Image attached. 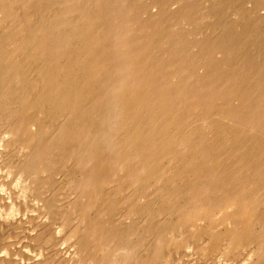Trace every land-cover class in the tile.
<instances>
[{
	"label": "bare ground",
	"instance_id": "obj_1",
	"mask_svg": "<svg viewBox=\"0 0 264 264\" xmlns=\"http://www.w3.org/2000/svg\"><path fill=\"white\" fill-rule=\"evenodd\" d=\"M262 10L264 0H0V158L16 148L23 194L43 212L17 201L23 215L6 210L0 230L21 226L50 246L63 208L79 248L51 251L65 264H168L195 243L203 257L247 249L264 264V19H225ZM24 247L0 264H40Z\"/></svg>",
	"mask_w": 264,
	"mask_h": 264
},
{
	"label": "rangeland",
	"instance_id": "obj_2",
	"mask_svg": "<svg viewBox=\"0 0 264 264\" xmlns=\"http://www.w3.org/2000/svg\"><path fill=\"white\" fill-rule=\"evenodd\" d=\"M207 3V4H206ZM206 4V5H205ZM204 6L203 7H205V6H207V7H205V8H209L210 7V2L209 1H206L204 4H203ZM248 8H250V7H248ZM249 14V13H248ZM234 15H232V13L231 12H229L228 14H227V17L225 18L226 19V22H227V24H230L231 25V23H233V24H235L237 27H239L240 28V26L241 25H243L242 23H245L247 20H259V19H264V10H262V11H260L258 14H257V16L256 15H253V12L251 13V16L249 17V15L248 16H246V18L245 19H242L241 21L237 18V16L235 17H233ZM236 18V19H235ZM225 19H224V22H225ZM1 125V124H0ZM2 131H0L1 133H3V134H1L0 133V141H1V143L3 142V143H7V140H6V133L5 132H3V129H2V126H1V128H0ZM4 131H5V129H4ZM5 136V137H4ZM1 139H3V140H1ZM0 143V146L1 145H3V143L1 144ZM8 144V143H7ZM6 144V146H9V145H7ZM4 147H6L5 146V144L3 145ZM12 146H10V149H9V151H10V154L13 152V149L15 150L16 148L15 147H12ZM9 148V147H8ZM12 149V150H11ZM12 151V152H11ZM9 154V156H12V154L10 155ZM14 154V153H13ZM8 155V154H7ZM15 155H16V153H15ZM8 156V157H9ZM3 158H0V159H3V162H2V160L0 161V165L2 166H0V220H1V218H2V221H0L1 223L3 222V220H4V223L7 221V222H9V220L10 219H7V220H5L6 218H8L7 217V215H9V212H7L6 210H11V208H13L14 207V211H13V209L11 210V213H14L16 216H14L13 215V217L14 218H12L13 220L14 219H16L17 220V218H19V217H21L22 215H23V209H21V207H20V205L18 204V205H16L18 202L19 203H21V202H23V201H25L26 203H28L27 201H29L30 199V202H29V204L28 205H31V206H28L29 208L31 207H37V208H32V209H34L33 210V213L34 214H37V213H39V212H42L41 210H40V206L42 205V203H39V205L40 206H37V204H38V202H39V199H37V197H35V196H33L32 194L30 195L29 193H24L23 194V191H22V189H23V187H22V183H23V186H25V182L26 181H22V183L20 182V180H22V179H24V180H26V177H24V175L22 174V173H20V172H18V168H15V167H13L14 165H16V164H18L17 162H16V160H14L15 158L14 157H11L10 159L6 156V153L4 154V156H2ZM4 157H5V159L7 160V162H4L5 161V159H4ZM14 158V159H13ZM11 160V162H9ZM12 160H14V162L12 163ZM9 162V163H8ZM6 163V164H5ZM9 165H11L10 166V168H9ZM7 169H6V168ZM3 168V169H2ZM5 168V169H4ZM13 168H15V169H13ZM17 169V170H16ZM3 170V171H2ZM10 174H9V173ZM16 172V173H15ZM13 173V174H12ZM19 173L24 177H22V176H20L19 177ZM15 174H16V176H15ZM13 175V176H12ZM2 176H3V179H2ZM15 176V177H14ZM17 177V178H16ZM19 177V178H18ZM22 177V178H21ZM15 178H16V180H15ZM21 178V179H20ZM12 179H14V180H12ZM11 180V181H10ZM17 180H19V181H17ZM16 181V182H15ZM10 182V183H9ZM17 183H18V186H17ZM14 185V186H13ZM20 186H21V189H20ZM5 187V188H4ZM17 187V188H16ZM18 188H19V190H18ZM9 189V190H8ZM16 189V190H15ZM17 191V192H16ZM21 191V192H20ZM47 191H50V190H47ZM46 191V192H47ZM68 192V194H66L67 192ZM65 192L66 193H64L65 194V196L67 195V197H69V196H71L70 194L72 193L73 194V192L72 191H68V190H66ZM10 192H11V195H10ZM13 192V193H12ZM18 193V194H17ZM42 193V192H41ZM49 193L51 194V192H48V194H46L45 195V197L47 196V197H50L51 195H49ZM5 194V195H4ZM13 194V195H12ZM26 194V195H25ZM25 195V196H24ZM41 195H44V194H41ZM61 195H63V194H61ZM22 198H21V197ZM28 196H30V197H28ZM33 196V197H32ZM18 197V198H17ZM26 197V198H25ZM35 197V198H34ZM20 198V201L19 200H17V199H19ZM26 200H25V199ZM27 198H29L28 200H27ZM33 198H34V201H35V203H34V201H33ZM64 198V199H63ZM63 200H65L66 199V197H64L63 196ZM43 199H45V198H43ZM63 200H60V202H62ZM15 201V202H14ZM18 201V202H17ZM30 203H32V204H30ZM5 204V205H4ZM14 204V205H13ZM36 206H35V205ZM7 205H9V206H7ZM3 206V207H2ZM8 207H10V208H8ZM7 208V209H6ZM21 211H20V210ZM32 209H30V210H32ZM35 210H36V212H35ZM16 211L17 212H19V213H16ZM64 211V212H63ZM69 209H66V210H64L63 208H62V211H61V215H62V212L65 214H63L62 215V219L64 220V216H66V215H69ZM67 212V213H66ZM41 214V213H40ZM42 214H43V212H42ZM5 215V216H4ZM19 215V216H18ZM38 215V214H37ZM4 217H6L5 219H3ZM15 217H17V218H15ZM59 218H60V220H59ZM58 219H56V220H59V221H56V222H58V223H56L57 224V226H56V224L54 223V226L56 227V228H59V230L61 231V233L59 234L60 235V238L61 237H63V235L64 234H66L67 233V237L69 236V239L67 238V239H64V237H63V239H64V241H60V240H63L62 238L60 239V238H57V243H53L54 244V248H53V246H52V248H53V250H52V248H51V245H53V244H51L50 246H45V247H43L45 250L43 251V248H42V245L40 246V244H38V243H34L35 245L37 244V245H39V249H38V246H37V248L36 249H34L36 246L33 244V243H28V241H29V239L28 238H23V236H25L24 235V233H25V231H26V229H24V227L22 228L23 229V231L21 230V226H18V227H16V228H13V230H12V232H11V234H10V232H9V230H5V228H4V232H3V228H2V231L0 230V233H1V235H0V255H3V256H5L4 254H7L6 252H8L9 253V250L11 251V249H10V247H13V251H18L19 249H21V247L23 248L26 244V246L24 247V249L23 250H27L28 249V246H29V249L28 250H30V249H32L33 247V253L32 254H34V256H38L39 257V261H40V264H55L57 261H56V259L58 260V257L56 256V253H52L51 254V251H54V249L55 250H61L62 251V253H63V251H64V253L63 254H66V255H68V254H71L72 252L74 253V251L76 252L77 251V245H76V241H75V238H73V237H70V235H71V233H70V235L68 234L69 233V231L67 232V230H70L69 228H67V230L65 229V225L63 224V220L61 219V216L59 217ZM62 220V221H61ZM10 221H12V220H10ZM6 222V223H7ZM59 222H60V224H59ZM0 223V224H1ZM4 223H2V224H4ZM58 225H60L59 227H58ZM64 226V227H63ZM19 227H20V229H19ZM66 231H65V230ZM15 230V231H14ZM17 230V231H16ZM6 231V232H5ZM8 231V232H7ZM65 231V232H64ZM224 231V232H223ZM62 232H64V234L62 233ZM217 232H220V234H222V232L223 233H225V230L223 229V228H219L218 229V231ZM12 233H13V236L15 237H13L12 236ZM15 234H16V236H15ZM20 234H22V236L20 235ZM63 234V235H62ZM18 235H19V237H18ZM66 236V235H65ZM205 236V237H204ZM206 236H208V235H202L201 237H203L202 238V240H203V245L206 243H208L207 241L209 240V238L208 237H206ZM2 237V238H1ZM5 237V238H4ZM13 237V238H12ZM18 237V238H17ZM59 237V236H58ZM23 238V239H22ZM205 238V239H204ZM71 239H73L75 242L73 243L72 242V240ZM28 240V241H27ZM66 240V241H65ZM68 240H70L69 242H67ZM207 240V241H206ZM60 241V242H59ZM64 242V243H63ZM71 242V243H70ZM13 243V244H12ZM61 243V244H60ZM66 243V244H65ZM200 243V244H201ZM5 244H6V246H5ZM9 244H10V247H8L9 246ZM29 244V245H28ZM33 244V245H32ZM56 244H59V246H56ZM63 244V245H62ZM74 244V245H73ZM195 244H197V243H195ZM195 244H191L192 246H190V247H188L187 249H185V248H183V250L185 251L186 250V253L181 249V250H178V252L179 251H182V253H185V255L183 256H180L179 255V253L177 252V251H174V253L176 252V254H174V253H171V258H172V260H171V262H169L168 264H176V263H178L179 264V262H180V264L182 263V264H194V263H196V264H250L251 262H252V260H253V262L254 263H251V264H262V263H258L257 261H256V258H250L251 259V262L249 261L250 259H248V257H250V254H249V256H248V252H247V249H244V250H246V251H244V250H241V252H239L240 254L242 253V251L244 252L243 254H245V256L244 255H237L236 254V256H237V258H236V256L234 257V256H228L227 254H226V258L224 257L225 256V254L221 251V250H219L220 251V253H219V251H213V253L215 252H217V254H213V253H209V255L211 254H213L214 256H206L207 257V259H206V257H205V255H204V257H203V254H201L202 252L200 251V249H198L197 247H198V244H197V247H196V245ZM205 244V245H206ZM4 245V246H3ZM14 245V246H13ZM62 245V246H61ZM68 245V246H67ZM76 245V246H75ZM193 245H195V248H194V246ZM20 246V247H19ZM32 246V248H30ZM44 246V245H43ZM9 248V250H7L8 248ZM27 247V248H26ZM41 247V248H40ZM50 247V248H49ZM67 247V248H66ZM48 248V249H47ZM68 248H70L69 250H68ZM72 248V249H71ZM147 248V247H146ZM198 249V251L196 252V250H194V249ZM17 249V250H16ZM38 249V250H37ZM43 251H41V250ZM46 249H47V251H46ZM63 249H65V250H63ZM4 252H3V251ZM25 250V251H26ZM41 252H40V251ZM67 250V251H66ZM70 250H71V252H70ZM74 250V251H73ZM78 250H79V248H78ZM194 250V251H193ZM2 251V252H1ZM31 251V250H30ZM35 251V252H34ZM48 251H50V252H48ZM15 252V253H16ZM32 252V251H31ZM45 252H47V253H45ZM198 252L200 253V254H198ZM221 252H222V254H221ZM245 252H247V253H245ZM1 253H3V254H1ZM18 253V255L20 256V253H19V251L17 252ZM51 254L52 256H53V258H51L52 256L51 255H49V254ZM178 253V254H177ZM9 254H11V252L9 253ZM9 254L7 255V256H9ZM45 254H48V256L51 258V259H49V257L47 256V255H44ZM198 254V255H197ZM221 254V255H220ZM17 255V256H18ZM54 255H55V257H54ZM179 255V260L176 258L175 260L173 259V258H175L176 256H178ZM189 255V256H188ZM193 255V256H192ZM219 255V256H218ZM231 255V254H230ZM17 257L16 259H15V261H18L20 258H21V256L20 257ZM43 256V257H42ZM47 256V257H46ZM186 256V257H185ZM195 256H196V259H198V257L197 256H199L200 258L202 257L203 259H198V261L197 262H199V263H197L196 262V259H195ZM241 256V257H240ZM247 256V257H246ZM41 257V258H40ZM44 257H46V258H44ZM217 259H216V258ZM183 258V259H182ZM185 258V259H184ZM209 258H210V260H211V262H210V260H209ZM220 258V259H219ZM230 260H229V259ZM233 258V259H232ZM18 259V260H17ZM54 259V260H53ZM63 259H64V257H63ZM187 259V260H186ZM191 259V260H190ZM195 259V260H194ZM238 259V260H237ZM21 260V259H20ZM46 260V261H45ZM49 260V261H48ZM62 259H60V257H59V260H58V264H65L63 261H61ZM174 260V261H173ZM176 260H177V262H176ZM181 260V261H180ZM201 260V261H200ZM206 260H208V261H206ZM214 260V261H213ZM220 260V261H219ZM225 260V261H224ZM43 261V262H42ZM51 261V263H49ZM60 261V262H59ZM186 261V262H185ZM203 261V262H202ZM206 261V262H205ZM237 261V262H236ZM238 261H240V262H238ZM246 261V262H245ZM48 262V263H47ZM55 262V263H54ZM174 262V263H173ZM183 262H185V263H183ZM234 262V263H233ZM243 262V263H242ZM249 262V263H248ZM18 263H19V261H18ZM39 263V262H38ZM86 264H89V263H87V262H85ZM57 264V263H56Z\"/></svg>",
	"mask_w": 264,
	"mask_h": 264
}]
</instances>
